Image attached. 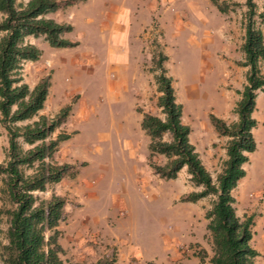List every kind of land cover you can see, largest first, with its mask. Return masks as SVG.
<instances>
[{
  "label": "rangeland",
  "instance_id": "1",
  "mask_svg": "<svg viewBox=\"0 0 264 264\" xmlns=\"http://www.w3.org/2000/svg\"><path fill=\"white\" fill-rule=\"evenodd\" d=\"M59 1L60 7L46 15L70 23L72 28L64 35L77 44L54 47L42 35L25 36V41L40 48V54L23 60L17 75L29 87L45 74L50 83L42 107L15 124L34 120L38 114L52 116L69 104L63 121L49 137L68 133L58 141L52 159L71 165L59 180L33 191L40 197L56 193L64 199L62 218L56 225L62 264H94L105 255H113L114 264H210L205 212L213 195L184 200L188 192L200 188L191 182L184 166L174 177L153 173L147 164L149 138L139 121L143 112L163 117L155 82L159 69L154 61L160 58L171 77L175 99L182 105L180 119L189 126L188 139L215 177L225 157L227 136L214 129L208 114L227 123L236 119L234 104L245 71L237 72L240 81L236 83L228 78L221 81L219 74L200 79L207 65L196 40L224 31L227 22L232 26L227 40L237 53L245 0ZM252 2L255 11L264 8V0ZM173 5L182 11L175 25L178 32H173L171 15H164L168 9H176ZM191 7L208 10L205 23L188 13ZM252 20L264 40V21L256 14ZM217 58L230 71L232 65L226 63L230 58L224 54ZM221 62L214 64H219V71ZM232 63L242 64L239 60ZM258 64L264 72V58ZM252 116L256 120L252 127L255 148L247 153L244 175L231 192L237 215L252 214L250 244L258 251L256 263L264 264V91L260 89L256 90ZM167 136L163 134V138ZM18 142L22 148L29 146L20 138ZM6 147V131L0 123V161L6 158ZM150 160L162 164L166 156L154 153ZM11 206L0 189V245L6 242L5 209Z\"/></svg>",
  "mask_w": 264,
  "mask_h": 264
},
{
  "label": "trees",
  "instance_id": "2",
  "mask_svg": "<svg viewBox=\"0 0 264 264\" xmlns=\"http://www.w3.org/2000/svg\"><path fill=\"white\" fill-rule=\"evenodd\" d=\"M245 3L240 48L243 53L241 63L246 65V70L245 82L234 104L236 119L227 123L211 112L208 114L214 129L227 136L225 157L215 177H211L188 139L189 126L180 119L181 103L175 99L171 77L165 73L160 58L154 61L159 69L155 82L160 92L157 104L163 117L143 112L139 121L140 128L149 138L147 164L152 172L159 177H174L184 166L191 182L200 188L188 192L183 199L213 195L210 208L205 212V228L211 245L210 264H257L258 251L250 244L252 214L237 215L231 192L244 175L247 153L255 148L252 127L256 120L251 113L256 90L264 91V72L258 64L264 57L263 34L252 20L256 14L264 21V8L255 11L252 0H245ZM60 5L59 0H0V123L5 128L7 142L6 158L0 161V189L12 204L5 209L6 242L0 245V264H62L56 225L62 218L64 199L56 193L40 197L33 191L43 190L47 183L59 180L71 165L52 159L58 141L67 138L68 133L59 132L55 137H49L54 127L63 121L69 104L60 107L52 116L38 114L34 120L15 124L30 118L42 107L50 83L49 74H45L29 87L17 75L23 60L36 59L40 54V48L25 41V36L42 35L48 45L54 47L77 44V40L64 35L71 30L70 23L46 15ZM159 56L166 57L164 54ZM164 133L167 138H163ZM18 138L29 146L22 148ZM154 153L165 155L166 161L162 164L153 162L150 157ZM26 168L29 169L27 172ZM204 255L205 252L200 254L199 259L202 260ZM94 264H114V256L105 255Z\"/></svg>",
  "mask_w": 264,
  "mask_h": 264
},
{
  "label": "crops",
  "instance_id": "3",
  "mask_svg": "<svg viewBox=\"0 0 264 264\" xmlns=\"http://www.w3.org/2000/svg\"><path fill=\"white\" fill-rule=\"evenodd\" d=\"M177 2V0H175ZM176 8L175 10L172 9H168V12L166 11L164 13V15H168L170 16L169 18L171 19L170 22L173 23V28L174 31L173 32H178L175 30V25H178V21L180 20V14L182 13V11L180 10V8H177V5H173V9ZM206 8L208 9V6H206ZM202 9V8H196L195 10L191 7L189 8L190 11H188L189 14L191 15H196L198 17V20L202 23H205L204 21L208 18L207 14V9ZM204 25V24H203ZM167 25L165 26L166 29ZM232 27L229 23L227 24V22L225 23V27H224V31L222 30V32L220 33H213V34H206L204 37H200L201 41L196 40V42H199L197 44L200 45L201 49V56L203 58L204 63H206L207 68L203 69L202 68V72L200 74V79H209L210 77L216 75V74H222V76H219L221 81L227 80V78L229 79V81L231 82H238L240 81L239 79V73L237 74V72H244L246 70V65L241 64L240 66L237 65L236 63H232L234 60H239L242 61L243 60V53L240 50H238V52H234V47L232 46L233 42H231V40H227L229 38L230 35H232V32L230 31V28ZM216 35V36H215ZM223 41V42H221ZM217 51V53H216ZM236 53V54H235ZM225 55L226 57H229L230 59H226V63H230L231 69L230 71H228V69L225 68V66L223 65V63L221 61H219V59L217 57H222V55ZM264 58V57H263ZM221 62V67H220V71L219 69H217L219 67L218 65H215V63H219ZM218 66V67H216ZM230 68V67H229ZM216 69V71L214 70ZM207 77V78H206ZM196 86V85H194ZM196 91H197V87H195ZM205 90V89H203ZM202 90V91H203ZM256 96V95H255ZM223 109V108H222ZM181 110H182V105H181ZM253 111V110H252ZM252 114V113H251ZM189 135V134H188ZM204 164L205 167L206 164L203 160H201Z\"/></svg>",
  "mask_w": 264,
  "mask_h": 264
}]
</instances>
